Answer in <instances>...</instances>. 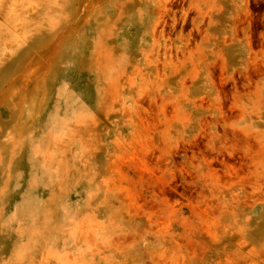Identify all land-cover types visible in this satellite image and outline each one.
I'll return each mask as SVG.
<instances>
[{
  "label": "rangeland",
  "instance_id": "1",
  "mask_svg": "<svg viewBox=\"0 0 264 264\" xmlns=\"http://www.w3.org/2000/svg\"><path fill=\"white\" fill-rule=\"evenodd\" d=\"M28 1L0 5V264H264V0Z\"/></svg>",
  "mask_w": 264,
  "mask_h": 264
},
{
  "label": "bare ground",
  "instance_id": "2",
  "mask_svg": "<svg viewBox=\"0 0 264 264\" xmlns=\"http://www.w3.org/2000/svg\"><path fill=\"white\" fill-rule=\"evenodd\" d=\"M42 0H29L28 2H27V5H28V7L29 8H33V6L38 2H41ZM170 0H168V2H169ZM186 1V0H185ZM0 5L2 6V5H8V4H14V5H12L13 7H16L15 5H17L18 7L19 6H21L22 4H25L26 3V0H0ZM175 2V1H174ZM26 5V6H27ZM0 6V20L1 19H3V18H5V17H9V14H7V13H5L4 11H5V8L4 9H2V7ZM27 7V8H28ZM26 8V9H27ZM168 8V7H167ZM27 10H29V9H27ZM11 11H12V9H11ZM30 11V10H29ZM13 12V11H12ZM27 12V11H26ZM166 12V11H165ZM168 12V11H167ZM17 13V12H16ZM25 14H27V13H25ZM6 15V16H5ZM16 15V14H15ZM27 16H29V14H27ZM161 24V23H160ZM157 25H159V24H157ZM192 25V24H191ZM163 29V28H162Z\"/></svg>",
  "mask_w": 264,
  "mask_h": 264
}]
</instances>
